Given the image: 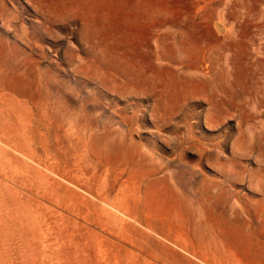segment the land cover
<instances>
[{
	"label": "rangeland",
	"instance_id": "374dc122",
	"mask_svg": "<svg viewBox=\"0 0 264 264\" xmlns=\"http://www.w3.org/2000/svg\"><path fill=\"white\" fill-rule=\"evenodd\" d=\"M0 264H264V0H0Z\"/></svg>",
	"mask_w": 264,
	"mask_h": 264
}]
</instances>
